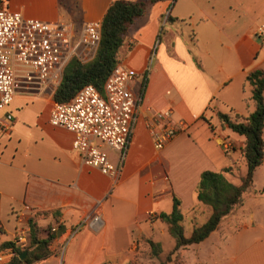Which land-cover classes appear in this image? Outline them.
Listing matches in <instances>:
<instances>
[{
	"label": "crops",
	"instance_id": "obj_1",
	"mask_svg": "<svg viewBox=\"0 0 264 264\" xmlns=\"http://www.w3.org/2000/svg\"><path fill=\"white\" fill-rule=\"evenodd\" d=\"M112 1L0 0V8L63 23L75 44L84 23L100 22ZM262 29L264 0L149 3L118 51V64L137 75L128 85L138 99L129 141L121 158L120 152L93 141L119 165L114 174L85 165L72 146L73 134L49 123L56 84L40 90L36 80L26 79L17 68L13 98L31 96L47 103L31 125L13 120L8 132L0 131V242L13 240L25 247L28 220L33 219L42 235L48 226L56 233L52 254L33 264H132L145 239L158 242L154 230L167 232L157 216L171 211L173 197L180 202L187 236L192 227L186 234L185 225L193 214L198 224L210 214L194 194L201 172L229 169L225 175L235 185L241 181L232 182L235 173L240 172L238 178L246 173L244 136L221 124L217 114L246 116L253 110L246 75L264 70ZM61 55L59 50L58 59ZM8 105L0 116L9 112L14 119ZM166 109L186 129L157 150L146 123ZM224 140L232 142L229 155ZM262 140V162L241 205L204 240L179 249L180 264H264V202L262 218L254 211H238L245 199L264 200V127ZM203 207L206 214L197 217ZM93 216L100 219L98 228L84 223L72 233Z\"/></svg>",
	"mask_w": 264,
	"mask_h": 264
},
{
	"label": "built area",
	"instance_id": "obj_2",
	"mask_svg": "<svg viewBox=\"0 0 264 264\" xmlns=\"http://www.w3.org/2000/svg\"><path fill=\"white\" fill-rule=\"evenodd\" d=\"M258 36L264 41V29ZM77 42H71L68 27L63 23H47L24 18L21 13L0 8V110L7 106L14 94L16 71L21 69L26 79L36 80L40 90L49 83L58 84L61 70L71 55L82 62L90 60L100 39V22L84 23ZM59 50L62 55L57 57ZM136 73L116 64L103 84V92L92 85H84L67 102L52 100L48 121L73 134L72 146L81 161L98 168L104 174H114L119 165H113L104 150L93 141H99L120 152L122 157L131 136L136 117L138 99L129 90ZM13 122L9 112L0 116V131L8 132ZM155 149H161L174 135L186 129V124L172 117L169 109L155 112L146 123ZM229 155L232 142H222ZM88 223L100 226L98 216L78 224L72 233ZM1 227V225H0ZM51 232H55L52 227ZM11 247L0 250V264L13 257Z\"/></svg>",
	"mask_w": 264,
	"mask_h": 264
},
{
	"label": "trees",
	"instance_id": "obj_3",
	"mask_svg": "<svg viewBox=\"0 0 264 264\" xmlns=\"http://www.w3.org/2000/svg\"><path fill=\"white\" fill-rule=\"evenodd\" d=\"M155 1L157 0L112 1L100 21V39L94 56L85 62L75 55L68 58L52 93V100L67 102L80 88L88 84L102 93L106 78L118 64V51L125 40L128 28L144 13L146 6ZM246 81L251 88L250 100L253 103V110L246 116L231 117L223 113L217 114L221 124L244 136L241 154L246 163V173L240 183L235 185L225 175L229 169L201 172L194 194L198 202L210 208V214L201 224H194L187 236L183 232L180 202L173 197L171 211L160 213L157 218L166 225L168 234L174 239V246L157 264L173 262L179 249L199 243L208 237L226 216L241 205L243 193L252 185L253 172L263 158L264 70L255 69L248 72ZM192 210L194 211L195 208ZM28 225V244L25 247H19L13 240L0 242V250L11 247L14 251L13 257L5 264H33L52 254L50 245L56 233L49 231L42 235L33 219L28 220ZM145 242L149 249V257L159 258L162 252L160 243L151 238L145 239ZM24 251L23 258H19ZM132 264H135L134 261Z\"/></svg>",
	"mask_w": 264,
	"mask_h": 264
},
{
	"label": "rangeland",
	"instance_id": "obj_4",
	"mask_svg": "<svg viewBox=\"0 0 264 264\" xmlns=\"http://www.w3.org/2000/svg\"><path fill=\"white\" fill-rule=\"evenodd\" d=\"M46 101L43 99H38V98H33L31 96H20L17 95L15 96L11 102L9 103V108L12 111L13 116L15 117L13 120L17 121V123H23V124H32V122L35 120L37 116L43 115L44 108L46 106ZM21 112V113H20ZM18 129V128H17ZM11 152V151H10ZM240 169L243 170L244 167L241 164ZM238 173L239 171L235 173V177L232 178V182L236 183L239 181L238 178ZM262 181V175L257 179V182L260 183ZM264 200H262L261 197L258 198H253L250 197L249 199H245L243 203V207L240 208L238 211H241L242 213L245 212L248 214V212H253L255 213V217L259 219V215L262 212V203ZM259 204L258 208L256 205ZM245 210V211H244ZM199 211V210H198ZM197 217H201V215L206 214V209L203 207L201 211L198 212ZM260 211V212H259ZM193 213L195 211L192 210ZM262 216V215H261ZM194 217V214L192 218ZM192 218L189 222L186 223L185 225V233L188 234L189 232V227H192L196 223V221H192ZM262 218V217H260ZM201 221V220H200ZM192 225V226H191ZM44 230L46 233L51 231L50 226L45 227ZM155 235H154V240L160 242L162 252L159 256V258H150L149 257V249H146L147 244L144 243L140 245L138 248V253L134 257L133 261L135 264H157L158 261L164 259V257L167 255V253L173 248L174 246V239L167 233L164 232L163 234H160L158 230H154ZM194 247V246H193ZM195 249V248H191ZM181 262V256H180V251L177 252V257L173 260L174 264H180Z\"/></svg>",
	"mask_w": 264,
	"mask_h": 264
},
{
	"label": "water",
	"instance_id": "obj_5",
	"mask_svg": "<svg viewBox=\"0 0 264 264\" xmlns=\"http://www.w3.org/2000/svg\"><path fill=\"white\" fill-rule=\"evenodd\" d=\"M24 255H25V251L19 256V258H23Z\"/></svg>",
	"mask_w": 264,
	"mask_h": 264
}]
</instances>
